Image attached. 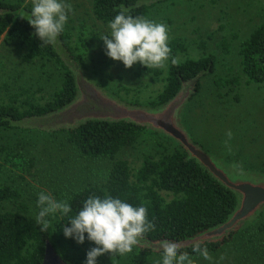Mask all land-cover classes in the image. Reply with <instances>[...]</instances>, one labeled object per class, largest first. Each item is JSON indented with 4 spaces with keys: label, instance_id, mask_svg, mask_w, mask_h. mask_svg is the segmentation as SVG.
I'll use <instances>...</instances> for the list:
<instances>
[{
    "label": "rangeland",
    "instance_id": "374dc122",
    "mask_svg": "<svg viewBox=\"0 0 264 264\" xmlns=\"http://www.w3.org/2000/svg\"><path fill=\"white\" fill-rule=\"evenodd\" d=\"M4 1L30 10L32 7L31 0ZM68 3L72 11L65 31L77 39L78 27L83 26L82 35L88 44L82 47L79 38L76 41L78 62L73 60L75 65L116 99L129 105L137 101L139 105L135 106L149 107L146 104L154 101L163 88V75L156 76L152 70L147 72L139 63L126 69L121 62L108 58L97 36L106 25L93 17L92 0H68ZM263 9L264 5L258 0H167L152 4L146 17L165 23L170 38L185 41L187 49L179 59L201 58V42H205L204 54L215 58L213 73L200 79L201 89L181 114V123L191 140L226 166L260 174H264V83H248L241 73L238 50L240 43L262 23ZM22 10L20 15L28 18L29 12ZM210 35L213 37L208 39ZM222 40L230 43L228 55L218 47ZM25 54V48L10 35L0 37V104L16 105L19 100L29 98L48 100L57 89L60 79L55 67L41 60L28 61ZM159 70L165 72V67ZM216 78L236 79L237 85L217 90L213 83ZM155 134L163 137L147 130L133 147L123 149L116 159L127 161L135 173L142 157L155 150L156 141L162 142ZM0 164V185L17 190L25 204V215L35 219L39 192L51 194L58 200H69L73 193L88 185L103 184L112 161L83 157L67 143L63 134L12 130L4 133L0 141ZM13 207L2 203L0 212ZM57 217H51L49 224L54 229L58 251L84 264L86 252L94 245L72 246L64 238L63 226ZM259 218L252 225L240 228L234 243L224 245L211 255L216 259L223 257L220 264H264L263 232L258 230L264 225V217ZM137 247L123 256L110 257L105 253L97 258V264H130ZM158 256H150L147 264H153ZM199 264L207 262L199 260Z\"/></svg>",
    "mask_w": 264,
    "mask_h": 264
},
{
    "label": "trees",
    "instance_id": "16d2710c",
    "mask_svg": "<svg viewBox=\"0 0 264 264\" xmlns=\"http://www.w3.org/2000/svg\"><path fill=\"white\" fill-rule=\"evenodd\" d=\"M138 1L92 0L91 12L95 20L104 25H107L121 10H128L133 16L147 17L152 5L134 7ZM21 9L26 12L31 11L27 7L0 0V37L7 34L17 40L20 46L25 48L24 58L28 61L41 60L54 66L60 81L48 100L29 98L19 100L16 105L0 104V141L3 140L4 133L12 130L45 134L38 130L13 127L11 121L52 113L69 104L76 95L71 72L57 56L53 44H41L39 38L33 34L34 29L28 24L27 18L19 13ZM78 28L80 30L79 45L83 47L87 41L82 35L83 26ZM212 37L213 35H210L208 39ZM78 38L74 39L73 35L65 30L58 37L76 63L78 62L75 55L78 49L76 47ZM200 44L199 47L203 52L201 58L181 60L179 57L187 49L185 41L180 38L169 39L171 53L166 62L165 72H161L159 68H146L147 72L152 70L156 76L163 75L164 80L160 93L146 106L158 107L165 104L179 91L183 81L190 80L202 70L210 68L209 74L213 73L215 58L211 54H204L205 42ZM218 47L224 54L230 53V43L226 40L220 41ZM238 55L241 73L248 83H264V9L262 23L240 43ZM173 60L175 63L172 62ZM213 83L217 90L237 85L236 79L227 78H216ZM200 89L199 80L194 95ZM130 104L139 105L137 101H131ZM146 131L143 127L125 122L88 121L75 129L52 132L63 134L67 143L83 157L112 161L111 169L103 184L88 185L70 196L68 202L73 212L69 215H75L82 202L93 194L98 196L107 194L119 197L134 206L143 205L148 209V220L154 227L142 238L152 243L163 240L178 242L223 223L236 207L235 194L203 171L194 160L188 159L187 153L180 146H174L165 140L164 136L159 137L155 134L162 139V142L156 141L155 150L142 157L141 166L135 173L132 172L127 161L116 159L123 149L133 147ZM21 148L22 144L19 149ZM0 167H2L1 164ZM168 197L171 199L167 201ZM2 203H9L14 207L9 211L0 212V264H41L47 244L54 249L64 263L80 264L58 251L53 238L54 229L50 224L46 231L41 232L34 222L35 219L25 215V204L20 200L17 190L0 185V204ZM263 217L264 214L259 219ZM68 218L58 215L57 220L61 226H65ZM239 230L233 231L222 241L203 244L207 246L210 254H215L224 245L234 243ZM258 230L263 232L262 241L264 225L261 224ZM68 241L72 246L92 244L87 240L83 244H77L72 239ZM182 250L191 253V246ZM155 254L160 252L155 253L147 248L137 247L134 255L131 256L130 264H147L150 256Z\"/></svg>",
    "mask_w": 264,
    "mask_h": 264
},
{
    "label": "clouds",
    "instance_id": "9594fccd",
    "mask_svg": "<svg viewBox=\"0 0 264 264\" xmlns=\"http://www.w3.org/2000/svg\"><path fill=\"white\" fill-rule=\"evenodd\" d=\"M31 3L26 20L34 29L33 34L41 44L56 43L72 11L68 0H31ZM97 36L103 42L105 55L121 62L126 69L137 63L146 68H164L170 57L167 25L133 16L128 10L119 11ZM227 134L231 135L230 132ZM72 212L67 199L58 200L43 191L37 194L34 222L41 232L47 230L51 217H69L67 225L62 228L64 238L77 244L87 240L94 245L86 252L84 264H97V258L105 253L110 257L130 253L154 227L148 220L145 206H134L107 194L89 195L75 215L70 216ZM160 247V254L153 264H199V260L220 264L223 259L214 258L207 246L199 241L192 243L191 253L182 250V245L175 240H163Z\"/></svg>",
    "mask_w": 264,
    "mask_h": 264
},
{
    "label": "water",
    "instance_id": "95a60500",
    "mask_svg": "<svg viewBox=\"0 0 264 264\" xmlns=\"http://www.w3.org/2000/svg\"><path fill=\"white\" fill-rule=\"evenodd\" d=\"M160 1L166 0H139L134 7L149 6ZM258 1L264 5V0ZM53 47L73 76L76 95L69 104L52 113L11 121L13 127L52 133L75 129L88 121L125 122L158 133L180 146L187 153L188 159L194 160L220 185L233 192L237 199L234 211L223 223L192 238L178 241L182 249L190 247L195 241H222L233 231L252 225L264 212V174L239 171L234 166H226L195 144L181 123L185 105L195 94L200 78L210 73V68L200 71L190 80L183 81L179 91L165 104L158 107H140L126 104L101 90L79 70L59 39ZM137 246L155 253L161 251V242L152 243L143 238ZM41 264L66 263L47 244Z\"/></svg>",
    "mask_w": 264,
    "mask_h": 264
}]
</instances>
